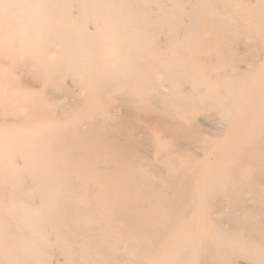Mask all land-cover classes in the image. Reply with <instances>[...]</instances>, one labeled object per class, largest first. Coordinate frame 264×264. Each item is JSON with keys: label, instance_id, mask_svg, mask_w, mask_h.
<instances>
[{"label": "bare ground", "instance_id": "6f19581e", "mask_svg": "<svg viewBox=\"0 0 264 264\" xmlns=\"http://www.w3.org/2000/svg\"><path fill=\"white\" fill-rule=\"evenodd\" d=\"M0 264H264V0H0Z\"/></svg>", "mask_w": 264, "mask_h": 264}]
</instances>
